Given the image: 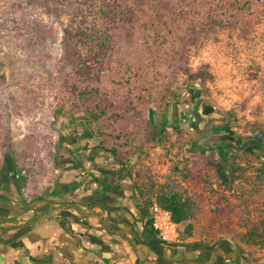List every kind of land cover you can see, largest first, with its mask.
<instances>
[{"label": "rangeland", "instance_id": "1", "mask_svg": "<svg viewBox=\"0 0 264 264\" xmlns=\"http://www.w3.org/2000/svg\"><path fill=\"white\" fill-rule=\"evenodd\" d=\"M92 29L108 38L104 58L85 38ZM200 71L204 81H190ZM91 75L109 100L130 98L151 123L153 142L132 159L134 181L152 203L151 221L154 205L164 209L160 191L188 198L192 215L173 245L190 250L188 264L198 254L200 264H234L222 259L239 251L264 264L263 239H247L264 224V0H0V184L15 163L29 195L40 194L55 147L80 128L114 143L107 135L118 126L74 92ZM132 129L124 141L145 131ZM208 135L201 154L195 140Z\"/></svg>", "mask_w": 264, "mask_h": 264}, {"label": "crops", "instance_id": "2", "mask_svg": "<svg viewBox=\"0 0 264 264\" xmlns=\"http://www.w3.org/2000/svg\"><path fill=\"white\" fill-rule=\"evenodd\" d=\"M80 129L55 147L54 172L43 179L40 194L29 195L28 189L21 193L15 177L0 184V264L184 260L181 248H167L149 235L148 210L134 186V161L124 169L104 151L103 138L82 136ZM195 145L205 151L206 136L198 137Z\"/></svg>", "mask_w": 264, "mask_h": 264}, {"label": "trees", "instance_id": "3", "mask_svg": "<svg viewBox=\"0 0 264 264\" xmlns=\"http://www.w3.org/2000/svg\"><path fill=\"white\" fill-rule=\"evenodd\" d=\"M99 30L92 29L88 34H85V38L88 42L93 43L96 45V47L93 46L91 47V51H95L96 55H101L102 57L105 56L104 54H101L102 52L105 53L108 45V38H104V36L100 35ZM104 58V57H103ZM102 60V58H101ZM129 78L127 80H132L133 79V74H128ZM87 76V75H86ZM97 76V75H95ZM95 76L91 75L89 78L85 79L82 83L85 85L84 87V92L78 90H74L75 93H79L78 99L80 98H85L88 99L89 97L92 99H95L97 102L94 105L95 111L98 114V119H105L108 118L113 125H117L118 128H115L116 132L113 134H108L107 137H113L114 138V143L111 148H105L106 146V141L103 138L101 142V146L104 147V151L110 153L114 159L118 160L122 167L125 169L127 168L126 165L128 162H132L135 159V156H139L141 148L143 145L149 144L153 142L151 132L150 130L152 128L151 123L148 120L143 119L142 117V112L140 115L136 117L135 114V107L133 106L132 100L129 99H119L117 96H113L112 99L109 100L103 94L102 92L99 91V88H97V85L100 84V78L97 76L96 80L93 81ZM190 81L192 82H198V81H204L205 79V74L203 72H198L195 75L189 76ZM113 93V91H112ZM152 96L148 95V98L146 97L147 100H151ZM146 100H144L145 102ZM109 104H108V103ZM166 104L161 103V109L162 113H164V106ZM109 110L111 112H109ZM75 120H73V123ZM143 126L145 128V131H143L141 136H138L135 141L131 143L128 141H124L128 136V131L133 130L132 128L135 126ZM137 135V134H135ZM259 135L262 137L264 134L259 133ZM6 147V145L4 146ZM204 154V151L201 153ZM133 159V160H132ZM211 166L215 168L216 175L219 180L222 182H227L228 179L230 178L227 175V169L225 168V165L222 164V162L216 158H212V161L210 162ZM136 168V164L134 162V170ZM13 172H14V177L18 183V189L21 193H25L27 189V182H28V173L23 167H17V164L13 163ZM257 177L259 179H264V166L260 168ZM135 189H136V194L140 202L143 204V206L148 210L150 213L152 203H150L147 199L144 198V196L139 192L138 187L136 184H134ZM140 193V194H139ZM156 201L157 203L164 209H167L168 211L171 212L172 217L174 221L178 223H187L192 215V207L190 205V202L188 198H184L183 195H181L178 192L171 191V190H164L160 191L159 193L156 194ZM146 229L149 233L150 236L154 237L157 239V241L167 247V248H173L175 246L166 244L157 234V232L153 229L152 226V221L150 219V214L149 218L146 223ZM189 227V226H188ZM191 228V227H189ZM188 228V229H189ZM262 238L263 240L261 241L260 247L261 250H264V224L260 223L258 225H254L249 233L247 239L253 242H258L259 239ZM180 247V246H176ZM237 254L245 261L246 264H255L257 262V258H248L243 251L237 252Z\"/></svg>", "mask_w": 264, "mask_h": 264}, {"label": "built area", "instance_id": "4", "mask_svg": "<svg viewBox=\"0 0 264 264\" xmlns=\"http://www.w3.org/2000/svg\"><path fill=\"white\" fill-rule=\"evenodd\" d=\"M151 217L153 229L166 244L181 245L183 243L180 223L174 221L170 211L154 205Z\"/></svg>", "mask_w": 264, "mask_h": 264}, {"label": "flooded vegetation", "instance_id": "5", "mask_svg": "<svg viewBox=\"0 0 264 264\" xmlns=\"http://www.w3.org/2000/svg\"><path fill=\"white\" fill-rule=\"evenodd\" d=\"M211 146H209L208 148H210ZM11 177H14V172L11 174ZM182 257V256H181ZM184 260H182V261H180V262H182L183 264H188V263H190V259H191V257L190 256H188L187 257V255H185L184 257H182ZM203 259L204 261L206 260V256H204L203 254H199V255H197V256H195V258L193 257L192 259H194V260H192L193 261V263L194 264H200V263H198V262H196V259ZM237 259H238V261L239 262H237ZM223 262H228V261H233L234 262V264H246L245 263V261L238 255V254H236L235 256H229V257H224L223 259ZM255 264H257V263H255Z\"/></svg>", "mask_w": 264, "mask_h": 264}, {"label": "water", "instance_id": "6", "mask_svg": "<svg viewBox=\"0 0 264 264\" xmlns=\"http://www.w3.org/2000/svg\"><path fill=\"white\" fill-rule=\"evenodd\" d=\"M207 140L212 141V140H213L212 136H210V135L206 136V141H207ZM203 150H204V149H203Z\"/></svg>", "mask_w": 264, "mask_h": 264}]
</instances>
